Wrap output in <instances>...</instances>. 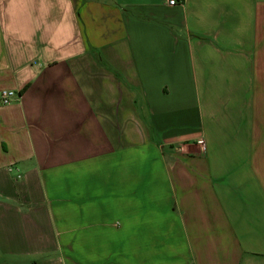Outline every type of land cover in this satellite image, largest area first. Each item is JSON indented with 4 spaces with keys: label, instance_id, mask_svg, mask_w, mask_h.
<instances>
[{
    "label": "crops",
    "instance_id": "0c3cea01",
    "mask_svg": "<svg viewBox=\"0 0 264 264\" xmlns=\"http://www.w3.org/2000/svg\"><path fill=\"white\" fill-rule=\"evenodd\" d=\"M177 2L0 0V264H264V0Z\"/></svg>",
    "mask_w": 264,
    "mask_h": 264
},
{
    "label": "built area",
    "instance_id": "2783aa9c",
    "mask_svg": "<svg viewBox=\"0 0 264 264\" xmlns=\"http://www.w3.org/2000/svg\"><path fill=\"white\" fill-rule=\"evenodd\" d=\"M177 3V0H169V5H176ZM17 95L18 93L15 90L4 89L1 91L0 101L2 104H9L17 97ZM195 142L200 144L204 149L205 141L203 138H198Z\"/></svg>",
    "mask_w": 264,
    "mask_h": 264
}]
</instances>
